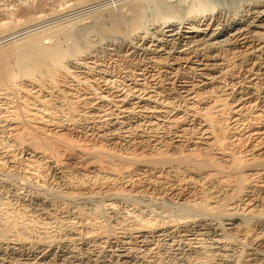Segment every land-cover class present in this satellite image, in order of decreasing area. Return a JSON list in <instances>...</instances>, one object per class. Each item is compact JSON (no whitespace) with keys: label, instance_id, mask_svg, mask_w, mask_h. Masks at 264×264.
Instances as JSON below:
<instances>
[{"label":"bare ground","instance_id":"bare-ground-1","mask_svg":"<svg viewBox=\"0 0 264 264\" xmlns=\"http://www.w3.org/2000/svg\"><path fill=\"white\" fill-rule=\"evenodd\" d=\"M143 3L151 16L140 4L108 14V39L93 50L65 28L0 50V135L10 138L0 152L11 149L0 153V264H264V0ZM100 56L115 68L96 66ZM44 169L56 190L32 191ZM13 176L26 190L6 196ZM58 193L69 202L56 212ZM102 194L155 195L176 211L128 218L109 207V225L70 204Z\"/></svg>","mask_w":264,"mask_h":264},{"label":"rangeland","instance_id":"rangeland-1","mask_svg":"<svg viewBox=\"0 0 264 264\" xmlns=\"http://www.w3.org/2000/svg\"><path fill=\"white\" fill-rule=\"evenodd\" d=\"M139 2H141V0H0V50H6V49L8 50L9 47L11 46L10 43L14 37H15L14 40L17 38L22 39L24 37H27L24 40H28L31 38H38L40 36L42 37V36L48 34L50 31L53 32V30H55V29L58 30V29H63V28H65L66 31L68 30V32L70 33V38L72 37V39H77L78 45L80 43L83 47V44H85V42H86V44L88 46V50H93L92 48H96V45H98L100 42H102L103 39H104L103 40L104 42L106 41V39H108V37L101 38L102 36L104 37L106 32L104 33V35H102V33L99 30L100 27H102V29L105 30V28L108 29L111 26L110 22H109L108 14H111V13L116 14V13L122 11L123 12L122 14H125V15L129 14L128 16H132L134 12L133 11L131 12V10L129 11L130 6L133 5L132 7H134V6L136 7V5L139 6V4H140V6L144 5L143 9H142V6L141 7L139 6V7H140V9H142L145 12V15L151 16L150 12H148L147 4L143 3L144 0H142V2H141L142 4ZM133 3H135V4H133ZM98 23L100 24V26L97 25ZM94 25H96V26L94 27ZM47 29H48V31H46L44 33H40V30L42 31V30H47ZM81 36H82V38H81ZM70 38L68 41H66L67 42L66 45H68V44L71 45V43H73V40L72 39L70 40ZM80 39L82 41H80ZM104 42H102V43H104ZM102 43H100V44H102ZM81 45H79V46H81ZM125 53L126 54H123V56H125L127 58L126 60L128 61V59H130L131 56L129 57L128 51ZM123 56H122V58H124ZM100 58H101V61L96 62L95 63L96 66H98L100 64V65H105L108 68H113V67L115 68L114 62L107 60L104 56H100ZM130 61L131 60H129V62ZM105 66H103V67H105ZM99 69H101V66ZM148 72L150 73V71H147V73ZM112 74H113V76H112ZM106 75L108 77H111V78L113 77L112 79L117 80V83L120 81V82H124V84H125V82H126L127 87L129 84H130L129 86H132V84H134L133 80L132 81L130 79L126 80L123 77V75H119V74L117 75L115 71H113V73H111V75H110V73L106 74ZM137 83L140 84L141 82L139 81V82H136V84ZM119 85H120V83H119ZM120 88L121 87H119V90H122ZM39 109H41V108H39ZM39 109H38V111H39ZM40 112H42L41 110L39 111V114H42ZM43 119H45V118H43ZM32 125L34 128L32 127L33 128L32 129L30 127L31 128L30 130L32 133L31 135L34 138H36V140L39 139L37 142L39 144V147H42V145H44V142L45 143L48 142V141H46L45 136H43V134H42V131H41L42 125L41 126L38 124L37 125L32 124ZM0 126H4V125L1 124ZM1 130H2V128L0 129V131ZM77 132H79V131H77ZM62 133H65V132L63 131ZM6 134L7 133H5V136L3 134H1L2 136L0 135L1 137H3L2 139L5 138L4 140L1 139V141H6V140L10 139L9 137H6L7 136ZM67 136H69V137H67V139L69 140L70 143L72 141L74 144H77V143H79L78 141H80V138H78L77 133L74 132L73 130H71L70 134H67ZM81 137H82V135H81ZM6 138H8V139H6ZM90 140H91L89 142L90 144L96 143L97 146L100 145V143H101V142L100 143L98 142L99 143L98 144L94 139H93L94 142L92 139H90ZM75 141H76V143H75ZM83 143L84 142H82V144ZM78 145H81V144L79 143ZM103 145L105 147L107 146L109 148H114V149L116 148L118 150V148H117L118 146L115 147L114 145H112L110 143H108V144L103 143ZM4 146L5 147L3 149H1V152L4 150L6 152V154H8L9 152L11 153V151H10L11 149H9V147H6V145H4ZM62 146L63 145L60 146V144L59 145L58 144L57 145H54V144L48 145V147L51 148L50 150L53 151L56 156L60 155L59 156L60 158H63V159L67 158L68 159L71 157H74V158H78V156H79V158L82 157V155L78 154L79 153L78 150L76 151V150L71 149L69 151V149L66 150L67 146H65V145L63 147ZM86 147L89 148V145ZM15 152H16V154H15ZM12 153L14 154V156L16 155V157H15L16 159H18V158L24 159L23 158L24 155L21 154L19 152V150L14 149L12 151ZM0 156H1V154H0ZM90 157L91 156H87V155L84 156V158H85L84 162H86L87 159H90ZM98 159L99 158H97L96 163L101 164V161H102V163L103 162L105 163L103 165H107L104 160H101V159L98 160ZM90 160H93V159H90ZM90 160H87V161H90ZM17 166H15V170H18V172H16V173H22L23 171L21 170V168L18 166L19 167V169H18ZM44 170L39 174V177H37V181H36V179L30 180L31 183L29 185H30V189H32V191L38 190L42 186L43 183L47 184L48 186L47 185L46 186L49 189H52V188H50V185H51V187H54L52 190H56V188L54 186L55 183H52L53 180L51 179L49 172L47 170H45V171ZM67 171H68V173H67ZM67 171H65L66 172L65 174L67 177H69L71 174L70 178L71 177H75L77 179L82 178V175L80 176L79 174H74V173L72 174L71 170H67ZM69 171H70V173H69ZM12 179H14V181H12ZM12 179L10 177H9V179L6 178L7 182H10V180H11V182H10V184L7 183L8 185H6L4 187L5 189L2 188V191L6 194V196H9L11 194V192L13 191V189H15L16 192H18V193H21V192L23 193L26 190V189L24 190V188H22L20 182L17 181L18 180L17 178H15L13 176ZM15 180H16V183H15ZM89 181L91 182V180H89ZM90 182H87V183H90ZM12 183H15V184H12ZM90 185H92V184L90 183ZM57 186H58V184H57ZM9 187H10V189H9ZM17 190H19L20 192ZM54 195H56V194H54ZM64 196L65 195H62V193L61 194L58 193L56 196H54V198L57 200V202L54 201V203L56 205L54 204L55 207H53L56 212H58L62 208V206H63L62 203L67 202L66 198L63 199ZM131 197L129 196V198H128V197L118 196V198H117V196H116L114 198L115 199L117 198V199L112 200L113 198H110V196H105L102 194V196H99V197H96L95 199L93 198V199H90L87 201H85L83 199L81 200L80 198H76L72 201L70 200V204L77 206L78 208L82 209L83 212L85 213V215L88 216V218H90V215L101 214V215H99V218H96V220L97 219L98 220L97 221L95 220L94 223L98 222V223L102 224L103 220L106 217V220L109 219V221H107V224L109 223V225L113 224L115 221V217L113 216L114 214L111 215V212H113V211H114L113 213H115L116 215H119L120 217L125 216L128 218L129 217H131V218L132 217H137V218L139 217L140 218L141 216L150 214L152 211L153 212L164 211L165 212L164 214H166V212H167V215H170V213H171V215H173V211L174 212L176 211L175 206H172V204L174 205L175 202L172 200L169 201L168 199H162V198L160 200L159 198L155 197V195L151 196L148 194L143 195V197L142 196L139 197L140 199L133 197V196H131ZM61 198L63 199V201L60 200ZM65 200H66V202H65ZM2 201H4V200H2ZM71 202H73V203H71ZM57 204H60L62 206L57 205ZM109 204H112V206ZM30 205L29 206L34 209L33 205L32 204H30ZM29 206H27V207H29ZM30 207H29V209H30ZM109 207H111L113 211L112 210L110 211ZM107 213H109V214H107ZM102 214H103V216H102ZM105 214H107L108 216ZM141 214H143V215H141ZM153 216H155V215H153ZM144 217H146V216H144ZM112 220H114V221H112ZM49 228H52V225H49ZM53 229H55V228H52V230L51 229H48V230L50 233H52L51 231H53ZM164 259H165V261L162 260L163 263H166V264H172L173 263V262L170 263L168 258H164Z\"/></svg>","mask_w":264,"mask_h":264}]
</instances>
